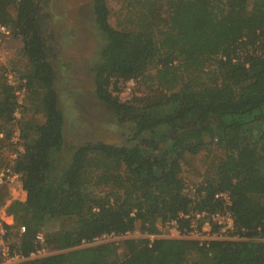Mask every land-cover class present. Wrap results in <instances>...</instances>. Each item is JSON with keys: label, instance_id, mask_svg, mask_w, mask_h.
Segmentation results:
<instances>
[{"label": "trees", "instance_id": "1", "mask_svg": "<svg viewBox=\"0 0 264 264\" xmlns=\"http://www.w3.org/2000/svg\"><path fill=\"white\" fill-rule=\"evenodd\" d=\"M38 1L0 0V22L20 38L29 65L19 74L30 101L19 120L22 151L11 166L26 198L7 206L14 221L7 228L11 248L23 256L40 246L57 251L17 264H264V242L253 239L264 233V0H126L132 27L121 28L109 22L107 0H88L103 41L91 67L94 92L131 123V131L121 143L85 141L60 167L63 114ZM208 61L216 80L200 76ZM152 65L158 78L167 75L168 89L179 86L141 106L112 95L116 81L136 79ZM161 103L177 107L164 117L147 115ZM16 106L0 71L2 141L12 134ZM212 141L224 156L189 194L181 175L184 155ZM220 192L228 193L235 227L248 240L205 247L183 238H157L151 245L145 238L124 239L122 256L113 242L80 246L137 226L157 232L155 222L180 212L222 210ZM49 218L73 222L45 233L41 244L36 234Z\"/></svg>", "mask_w": 264, "mask_h": 264}, {"label": "rangeland", "instance_id": "2", "mask_svg": "<svg viewBox=\"0 0 264 264\" xmlns=\"http://www.w3.org/2000/svg\"><path fill=\"white\" fill-rule=\"evenodd\" d=\"M126 2V0H107L110 9L109 22L115 27L121 28L124 25L132 27L128 16H124ZM38 3V14L46 34L48 54L56 70L58 104L63 114L64 142L58 159V167H60L68 162L73 150L85 141L121 143L130 134L131 123L126 119L119 120L95 95L91 67L99 57L98 51L103 41L99 31L93 25L89 1L39 0ZM10 33V37L0 46V71L5 82L7 71H14L19 76L20 73L29 69L28 62L21 53L22 41L14 36L11 28ZM213 65L208 61L205 71L200 73L203 79L212 81L211 79L218 78L216 73L211 74L215 70ZM156 73V66L152 65L142 76L136 79L116 81L109 89L119 101H128L138 106L161 100L179 85L174 89H168L165 83L167 75L164 78H158ZM29 101L24 95L19 106V116L9 126L12 134L8 141H2L0 134V173H3L0 181V209L5 212L11 201H24L26 198L19 175L10 177L11 174L5 172L4 169L8 161L12 160L11 154L21 152L20 139L13 143L11 137L15 132L19 134V120L29 105ZM176 107L175 103H161L147 110V115L151 118L164 117L174 112ZM34 116L38 121L42 120L40 114ZM223 156L224 151L214 144V141L207 145V149L196 154H185L181 173L185 191L192 193L195 185L204 178L205 174H212ZM104 191V187L98 188L100 194ZM72 222L71 218H49L45 221L41 231L45 234L68 228ZM155 226L158 230L154 233H159V221L155 222ZM154 233L143 232L137 226L128 236L115 238L120 255L122 256L124 251L121 246L124 239H143L148 234ZM9 237L12 241L11 235ZM56 251L44 247L39 256L42 257Z\"/></svg>", "mask_w": 264, "mask_h": 264}, {"label": "built area", "instance_id": "3", "mask_svg": "<svg viewBox=\"0 0 264 264\" xmlns=\"http://www.w3.org/2000/svg\"><path fill=\"white\" fill-rule=\"evenodd\" d=\"M10 28L8 25L0 22V46L10 37ZM6 83L12 87L14 95L16 97L17 106L13 112V121L19 116V106L22 103V99L26 94V79L17 76L14 71H7L5 73ZM13 143L19 140L18 132H15L11 137ZM20 149V148H19ZM22 151V149H21ZM18 156V152L11 154V161H8V165L4 171L10 173V177H16L17 173L13 172L11 166ZM3 173H0V181ZM223 202V209L217 211H197V212H180L176 217L166 219L159 222V233L148 234L145 237L149 245L157 238H183L196 241L199 245L207 247L212 241H239L248 240L249 237L245 235L243 228L236 229L233 216L228 209L230 204V198L227 192H220L215 195ZM9 220V221H8ZM13 216L8 214L4 210L0 209V264H17L23 260L41 257L39 254L44 250L43 246H40L35 251L31 252L28 256H23L11 248V239L8 235V226L13 224ZM24 227L19 228V232H23ZM129 231L115 234L102 233L93 237L88 241H82L80 246H90L99 243L113 242L117 245L115 238L119 236H128ZM43 231H38L36 234V240L42 244ZM130 239V238H128ZM264 242V233L256 238H253Z\"/></svg>", "mask_w": 264, "mask_h": 264}]
</instances>
